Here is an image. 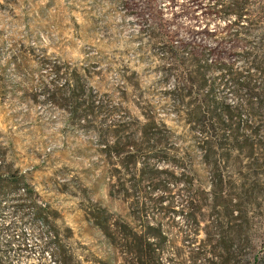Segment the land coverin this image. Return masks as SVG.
<instances>
[{"label":"rangeland","instance_id":"rangeland-1","mask_svg":"<svg viewBox=\"0 0 264 264\" xmlns=\"http://www.w3.org/2000/svg\"><path fill=\"white\" fill-rule=\"evenodd\" d=\"M212 1L0 0L1 264H264V99L232 110L238 127L214 131L205 156L152 38L264 42V0L236 20ZM213 75L200 96L246 106Z\"/></svg>","mask_w":264,"mask_h":264},{"label":"trees","instance_id":"trees-1","mask_svg":"<svg viewBox=\"0 0 264 264\" xmlns=\"http://www.w3.org/2000/svg\"><path fill=\"white\" fill-rule=\"evenodd\" d=\"M247 1L248 0H213L206 8V11L208 14H220L219 16L233 14L234 20H236L248 14L246 9ZM154 28L159 31L164 29L161 24L156 25V27L154 26ZM150 29L152 30V28ZM152 38L161 39L159 49L162 53V57L160 58L167 62V65L164 64L161 69L162 79L165 81L172 75L175 80V84L166 91V94L176 101L177 105L183 103L186 97L189 98L186 102V113L188 116H193L189 118V120L194 122L197 130L202 133L199 144L206 156L207 150L212 144L211 136L214 131L217 129H235L238 127L236 124L232 125V117L234 114H237V112L233 113L232 110L239 111L242 108L256 114L261 108V104L253 105L255 102L251 99L253 97L261 100L264 99V42L257 44L255 49H246L244 51H232L222 47L204 48L196 51V47L190 43H173L170 38L164 34L152 35ZM227 38V41L232 43L238 40L239 36L238 33H234L233 36ZM235 54L237 57L239 56L241 58L244 66L236 65L234 62L235 58L233 60L230 59L233 55L235 57ZM213 74H216V77L220 78V80L225 79L230 81L233 85V92L235 94L243 91L244 98L247 101L246 106H241V104L231 106L224 102L217 103L213 97L210 96L213 91L212 88L208 89L205 92L206 94L200 96V88L214 81L215 77ZM257 81L263 85L262 89L255 88L254 85ZM224 115L226 120L223 118ZM115 147V144L104 145L102 152L108 157H110L113 152H115L114 154L116 155L118 149H115ZM113 170L115 171L116 167ZM216 180V177H214L212 181L214 186L216 185ZM103 226L108 235L109 242L117 246L111 227L109 225ZM148 244L156 245L155 242ZM120 249L126 254H136L141 248L138 243L124 241ZM225 250L228 252L227 248Z\"/></svg>","mask_w":264,"mask_h":264}]
</instances>
